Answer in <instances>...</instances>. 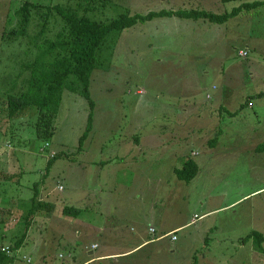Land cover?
Returning a JSON list of instances; mask_svg holds the SVG:
<instances>
[{"label":"rangeland","instance_id":"1","mask_svg":"<svg viewBox=\"0 0 264 264\" xmlns=\"http://www.w3.org/2000/svg\"><path fill=\"white\" fill-rule=\"evenodd\" d=\"M23 1L0 0L1 201L19 199L27 205L34 192L40 196L55 187L53 198L69 195L81 211L79 221L119 232L103 236L118 240L111 244L116 251L128 246V235L149 226L156 236L180 227L172 243L169 237L94 264H264V242L252 236L264 235V5L222 24L163 17L113 33L100 52L103 64L90 77L92 111L87 99L64 90L53 137L44 147L31 126V109L12 119L6 114L3 86L14 79L10 57L20 50L4 47L1 35ZM40 2L75 8L97 22L170 9L224 13L241 3ZM35 30L29 29L30 35ZM51 152L55 159L50 160ZM188 159L198 171L185 183L175 170ZM122 174H130V183ZM59 184L64 190L58 191ZM5 228L0 226V243L9 245L15 240L11 235L22 236L26 226ZM70 228L61 229L59 238L43 228L32 232L30 225L6 264H68L71 249L84 259L80 252L89 232L67 242ZM98 242L101 251L104 241Z\"/></svg>","mask_w":264,"mask_h":264},{"label":"trees","instance_id":"2","mask_svg":"<svg viewBox=\"0 0 264 264\" xmlns=\"http://www.w3.org/2000/svg\"><path fill=\"white\" fill-rule=\"evenodd\" d=\"M221 2L241 3L230 12L224 13L170 9L147 14H122L118 18L106 22H97L87 14L78 15L75 8H65L59 4L51 5V2L42 3L40 0L23 1L11 15L9 14L11 20L7 18L5 30L1 35V44L4 47H15L20 50L19 54L10 57L15 66L13 67L14 79H9V84L3 86V93H6L7 118L18 117L26 109H31L33 114L31 126L35 136L45 142L44 147H48V141L53 137L55 131L54 119L64 90L77 93L87 99L92 111L94 105L89 94L90 77L92 72L95 69H100L103 64V61L99 60L100 52L108 42L107 39L110 35L120 34L138 22L145 23L153 18L163 17L201 19L212 24H222L242 10H250L264 5V1L221 0ZM87 9L85 8L83 11ZM29 29L36 30L30 35ZM52 29H56V31H52ZM49 33L51 36H48ZM258 96L261 97V94ZM89 115L91 123L92 116ZM90 123L87 131L90 128ZM214 142L215 140L211 139L208 143L214 145ZM51 153L50 160L55 159L56 153ZM197 171V164L188 159L183 162L181 168L175 170V174L180 181L189 183ZM18 201L19 199H13L10 202L4 200L3 205L8 204L7 207L10 209L22 208L23 212L19 220L25 222H18V225H25L26 228L22 236L19 237L15 234L14 242L10 244V247H6L10 254L0 250V264L11 262L14 252L21 247L30 226L31 214L36 210L50 206L49 203L40 201L39 195L35 192L28 200L27 205ZM62 212L66 216L76 217L80 209L65 206ZM171 234L174 237L175 233ZM252 236L258 243L264 242L263 234L253 233Z\"/></svg>","mask_w":264,"mask_h":264},{"label":"crops","instance_id":"3","mask_svg":"<svg viewBox=\"0 0 264 264\" xmlns=\"http://www.w3.org/2000/svg\"><path fill=\"white\" fill-rule=\"evenodd\" d=\"M214 88V87H213ZM254 93H252L253 95ZM264 94V93H263ZM209 96V95H207ZM246 104L252 103L249 100H246ZM121 175V173L119 174ZM124 176V180L127 183H130L131 176L130 174H122ZM120 181V180H118ZM120 185H123L121 181L119 182ZM135 183V181H134ZM64 190V187L62 184H59L57 186L58 191ZM55 187L51 189H44L43 194L39 196V200L42 202L49 203L50 206L46 208H42V210H36V212H33L31 214V231L33 232L34 229L36 232L41 233L42 228L50 231L53 237H57L60 234V230H65V228H69L68 233V241L70 239H73L75 235H77V239L82 236V233L84 231H88L89 237L88 242L83 245V248L81 249L82 251L80 252L84 254V259H80L79 255L74 254V249L69 250L68 252V259L71 260V263L68 264H94L96 262L104 261L105 259H113L117 257H122L125 255L130 254L133 251H136L140 247L144 246L146 247L147 245L150 244H155L157 242H160L162 240H165L166 238H169L172 236L171 233H176V231L180 228H171L167 231L161 232L158 236H156V230L152 227L149 226L148 231L145 230L144 233L139 232L138 234H132L128 235L129 238H132V240L125 243H129L128 246H122V250L116 251L114 248H111V244L115 240L110 237L103 238V236H106V234H118V231H110L108 228H106L104 223L99 224H94V225H87L84 223V221H79L78 218L81 215V211L78 213L76 217H71V216H66L63 214L62 210L65 206H72L73 201L70 200L68 197L69 195H64V196H56L53 198V193H54ZM47 191V192H45ZM0 199V226L4 227H14L17 226L19 223H17V220H19L20 216L22 215V208H13L10 209L7 207L5 209V206L3 205V201ZM70 204H67V203ZM72 202V203H71ZM73 207V206H72ZM75 207V206H74ZM79 209V208H78ZM6 210L7 216L4 217L3 212ZM21 225V224H20ZM150 229H153V232L149 231ZM14 228H9L8 231H13ZM148 232V233H147ZM153 233V235H152ZM63 234V233H61ZM1 238L3 234L0 236ZM15 234L11 235V238H14ZM59 238H63V236L59 235ZM99 239H103L104 244L102 245L103 249L101 251H98L99 247ZM121 243V241H119ZM169 242L172 243L174 241H171L169 238ZM150 243V244H149ZM11 244V242H10ZM10 244H4L0 243V247H10ZM127 245V244H125ZM92 246H95V248H91ZM69 247V243H68ZM70 246V248H72ZM42 263H45L46 255L42 256ZM58 258L63 259V255L58 253ZM81 260V261H80Z\"/></svg>","mask_w":264,"mask_h":264},{"label":"built area","instance_id":"4","mask_svg":"<svg viewBox=\"0 0 264 264\" xmlns=\"http://www.w3.org/2000/svg\"><path fill=\"white\" fill-rule=\"evenodd\" d=\"M240 56L246 57L248 55V53L244 52H239L238 53ZM209 97V96H207ZM61 189V188H60ZM149 231L153 232V229H150ZM171 240H175V238L173 237V235L171 236ZM92 248H95V246H92ZM1 252H4L6 254H10V251L6 248V247H1L0 248Z\"/></svg>","mask_w":264,"mask_h":264},{"label":"clouds","instance_id":"5","mask_svg":"<svg viewBox=\"0 0 264 264\" xmlns=\"http://www.w3.org/2000/svg\"><path fill=\"white\" fill-rule=\"evenodd\" d=\"M92 248V247H91ZM93 249V248H92Z\"/></svg>","mask_w":264,"mask_h":264}]
</instances>
